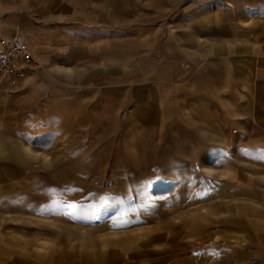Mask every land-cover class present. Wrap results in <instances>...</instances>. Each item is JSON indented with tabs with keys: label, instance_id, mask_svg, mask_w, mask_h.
Returning a JSON list of instances; mask_svg holds the SVG:
<instances>
[{
	"label": "rangeland",
	"instance_id": "1",
	"mask_svg": "<svg viewBox=\"0 0 264 264\" xmlns=\"http://www.w3.org/2000/svg\"><path fill=\"white\" fill-rule=\"evenodd\" d=\"M132 2L0 0V264H264V0Z\"/></svg>",
	"mask_w": 264,
	"mask_h": 264
},
{
	"label": "built area",
	"instance_id": "2",
	"mask_svg": "<svg viewBox=\"0 0 264 264\" xmlns=\"http://www.w3.org/2000/svg\"><path fill=\"white\" fill-rule=\"evenodd\" d=\"M35 59V51L28 43L0 38V75L8 84L15 85Z\"/></svg>",
	"mask_w": 264,
	"mask_h": 264
},
{
	"label": "crops",
	"instance_id": "3",
	"mask_svg": "<svg viewBox=\"0 0 264 264\" xmlns=\"http://www.w3.org/2000/svg\"><path fill=\"white\" fill-rule=\"evenodd\" d=\"M86 3H88L89 6L92 5L99 12H107L109 14L112 13L115 16L125 14L129 10L135 11V7L133 5L132 0H86ZM89 6L85 7V9H87ZM84 13L86 15H84L82 12H80L81 15H84V19L91 20V18H94L93 11L88 12V11L84 10ZM30 30H34V29L30 28ZM54 31H56V30L54 29L52 31L51 36H53V34H55ZM37 32L38 33H36V34L29 33L30 38H33L35 40H39V42H40L39 45L44 44L43 38L41 36L40 28H39V31H37ZM56 32L58 33V31H56ZM34 50L36 51V48ZM100 52H102V55H104V56L106 55L105 53H107L104 51V47H102V50ZM68 257H70V256L68 255ZM71 261L72 260H70V262Z\"/></svg>",
	"mask_w": 264,
	"mask_h": 264
}]
</instances>
